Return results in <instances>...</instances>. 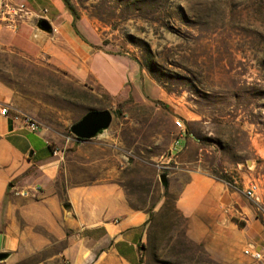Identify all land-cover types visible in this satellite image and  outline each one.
<instances>
[{
    "label": "rangeland",
    "instance_id": "rangeland-1",
    "mask_svg": "<svg viewBox=\"0 0 264 264\" xmlns=\"http://www.w3.org/2000/svg\"><path fill=\"white\" fill-rule=\"evenodd\" d=\"M68 1L87 43L36 25L42 56L0 61L12 103L65 138H76L71 125L88 111L112 112L124 170L71 176L92 183L117 173L132 207L154 208L144 264H264L245 253L264 249V0ZM177 119L202 146L193 165L169 160ZM192 166L205 173L194 215L178 205ZM252 181L256 200L244 193Z\"/></svg>",
    "mask_w": 264,
    "mask_h": 264
},
{
    "label": "crops",
    "instance_id": "crops-1",
    "mask_svg": "<svg viewBox=\"0 0 264 264\" xmlns=\"http://www.w3.org/2000/svg\"><path fill=\"white\" fill-rule=\"evenodd\" d=\"M11 1L26 5L32 14L19 19L0 8V61L13 53L30 60L42 56L45 41L33 38L39 15L51 22L52 32L82 46L64 0ZM3 78L0 71V101L18 107ZM174 144L169 160L193 165L202 157L200 141L184 129ZM123 159V141L110 128L79 140L65 138L47 124L33 132L0 114V252L10 254L0 264H144L149 214L130 205L119 174L92 183L71 176L79 167L124 170ZM190 172L178 205L194 215L203 209L205 173L197 166Z\"/></svg>",
    "mask_w": 264,
    "mask_h": 264
},
{
    "label": "built area",
    "instance_id": "built-area-1",
    "mask_svg": "<svg viewBox=\"0 0 264 264\" xmlns=\"http://www.w3.org/2000/svg\"><path fill=\"white\" fill-rule=\"evenodd\" d=\"M0 8H4L5 11H7V15L18 17L19 19H25L32 14V11L26 5H15L11 0H0ZM38 17L40 20L44 15H39ZM0 114L13 117L15 120L21 122L25 128L33 132H37L43 127V123L31 113L2 101H0ZM176 125L181 130L185 128L183 121L180 119L176 120ZM259 192L260 185L256 181L250 182L244 190L246 197L251 200H256ZM245 253L255 260L264 261V249H259L255 246H248L245 248Z\"/></svg>",
    "mask_w": 264,
    "mask_h": 264
},
{
    "label": "water",
    "instance_id": "water-1",
    "mask_svg": "<svg viewBox=\"0 0 264 264\" xmlns=\"http://www.w3.org/2000/svg\"><path fill=\"white\" fill-rule=\"evenodd\" d=\"M38 26L47 32L53 31L51 22L42 18L38 22ZM113 114L109 109L90 110L79 121L71 125L72 134L79 140H89L104 134L112 125ZM162 193L165 194L169 186V174H160ZM65 209L70 210V205L66 204ZM144 249V247H142ZM8 252H0V261L9 257Z\"/></svg>",
    "mask_w": 264,
    "mask_h": 264
},
{
    "label": "trees",
    "instance_id": "trees-1",
    "mask_svg": "<svg viewBox=\"0 0 264 264\" xmlns=\"http://www.w3.org/2000/svg\"><path fill=\"white\" fill-rule=\"evenodd\" d=\"M64 1L66 2V5H68V7L72 11V13L75 15V18L77 19L78 16H77V12H76L75 8L70 4V2L68 0H64ZM73 25L76 26L75 22L73 23ZM76 33L85 43H87L86 38L77 29H76ZM225 177H227L226 178L227 181H230V178H228L227 175ZM168 197H169V191L167 189L165 194H163V198H165V200H166V199H168ZM174 209H175V206H174ZM147 212L150 214V219L155 216L154 208L149 210V211H147ZM147 224H148V222H147Z\"/></svg>",
    "mask_w": 264,
    "mask_h": 264
}]
</instances>
